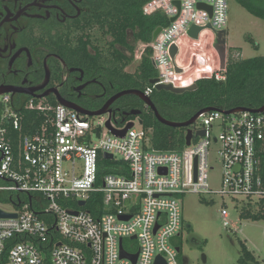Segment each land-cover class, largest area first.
Listing matches in <instances>:
<instances>
[{"label":"built area","instance_id":"obj_1","mask_svg":"<svg viewBox=\"0 0 264 264\" xmlns=\"http://www.w3.org/2000/svg\"><path fill=\"white\" fill-rule=\"evenodd\" d=\"M142 13L168 20L154 39L138 41L135 48L136 59L150 51L157 72L145 95L160 84L183 87L200 77L225 79L227 47L220 69L212 44L215 31L226 27L228 0H149ZM193 25L203 27L197 39L188 33ZM207 42V51L198 49ZM172 44L177 47L173 59ZM229 55L240 56L236 50ZM193 56L204 62L189 67ZM175 67L185 70L177 73ZM197 67L202 70L188 74ZM0 101V210L16 214L0 217V264H133L120 247L137 253L134 264H153L156 256L165 264H183L176 242L183 194H218L238 205L264 198L256 157L264 113L204 111L190 126L189 145L161 150L151 146L150 129L138 115L120 122L114 112L88 115L33 99L18 108L8 104L7 95ZM108 121L115 130L128 122L132 126L121 136ZM198 130L204 134L194 135ZM213 143L221 162L218 189L211 188L208 175ZM4 203L12 209L1 207ZM220 216L228 225L225 205Z\"/></svg>","mask_w":264,"mask_h":264},{"label":"flooded vegetation","instance_id":"obj_2","mask_svg":"<svg viewBox=\"0 0 264 264\" xmlns=\"http://www.w3.org/2000/svg\"><path fill=\"white\" fill-rule=\"evenodd\" d=\"M99 2L0 0V99L7 95L8 104L19 108L30 99L56 104L61 98L94 111L125 90H116L107 70L132 72L123 65L132 33L126 32L125 45L101 33ZM121 97L108 108L125 118L130 107L121 104Z\"/></svg>","mask_w":264,"mask_h":264},{"label":"trees","instance_id":"obj_3","mask_svg":"<svg viewBox=\"0 0 264 264\" xmlns=\"http://www.w3.org/2000/svg\"><path fill=\"white\" fill-rule=\"evenodd\" d=\"M149 0H101L97 6L98 23L101 33H111L114 42L125 45L126 32L132 33V43L129 50L133 53L134 44L138 41L149 42L153 30L165 25L168 20L162 14L144 15L142 6ZM250 14L264 20V0H234ZM83 40L80 39V42ZM83 43H86L83 41ZM225 71V79L214 77H200L194 81L195 88L175 93L164 88H153L149 97L158 113L165 119L181 122L189 119L200 109L214 107L219 110H229L235 107L257 109L264 104V56L236 57L229 54ZM133 55V54H132ZM126 57L123 65L129 64L133 56ZM201 71L202 69H193ZM108 77L116 90L139 89L145 90L150 86L149 81L157 76V72L150 59L147 49L140 62L131 73H123L115 67L108 68ZM198 71H192L198 72ZM122 103L129 110L133 107L140 110L139 118L145 128L150 129L149 140L152 147L161 150L179 149L185 145L186 127H171L158 121L154 112L136 95H123ZM128 110V111H129ZM29 115V114H28ZM118 115V114H117ZM125 115L123 119L134 118ZM258 159L257 170L264 184V139L256 150ZM33 195V194H31ZM240 206V216L253 220L264 219V198ZM93 213L91 208H87ZM238 264H259L253 254L241 245V255Z\"/></svg>","mask_w":264,"mask_h":264},{"label":"rangeland","instance_id":"obj_4","mask_svg":"<svg viewBox=\"0 0 264 264\" xmlns=\"http://www.w3.org/2000/svg\"><path fill=\"white\" fill-rule=\"evenodd\" d=\"M225 29L226 47L229 50L238 51L243 58L264 56V20L250 14L234 0H228ZM180 43L183 47L185 40L182 39ZM207 48L208 42L198 47L202 51H207ZM208 53L211 55L210 52ZM131 55L133 59L127 70L133 72L141 59L137 58L135 61V51L130 52ZM192 71L193 69L189 70L188 74ZM193 83L194 81H190L187 85ZM217 149L218 144L213 143L209 152V162L213 168L208 175L209 184L213 189L219 188L221 178V162ZM180 201L183 223L176 242L180 247V259L183 264H238L242 244L259 264H264V219L253 220L240 216L239 208L245 206L247 201H241L238 205L227 198H221L218 194L202 196L196 193H185ZM251 204L255 206L254 203ZM222 205H225L228 211V225L223 224V218L220 216ZM1 207L12 209L9 203L1 204ZM201 254L206 257L204 263L201 261Z\"/></svg>","mask_w":264,"mask_h":264},{"label":"water","instance_id":"obj_5","mask_svg":"<svg viewBox=\"0 0 264 264\" xmlns=\"http://www.w3.org/2000/svg\"><path fill=\"white\" fill-rule=\"evenodd\" d=\"M198 6L200 7H206L208 8L209 11H211V7L210 6H206V5H203V4H199ZM173 19V18H172ZM171 19V20H172ZM203 29V27H198V26H191L190 29L188 30V33L189 35L194 38V39H197L198 38V33ZM161 30V27H156L153 32H152V35H151V39H154L156 37V35L160 32ZM226 36H227V32H226V29H221V30H216L215 31V40L212 44L213 48L215 49V51L217 52L218 54V57H219V66H220V69H224L225 68V59H226ZM169 51H170V57L173 59L174 55L176 54L177 52V47L172 44L169 48ZM204 61L202 58H200L199 56H193L192 57V60H191V64L189 67H193L195 65H199V64H202ZM185 69L184 68H178V67H175V71L177 73H181L183 72ZM156 82V79L153 78L149 81L150 84H153ZM156 88L158 89H166V90H169V91H172V92H175V93H181V92H184L185 90H191V89H194L195 88V84H190V85H187V86H183V87H173L171 86L170 84H160V85H157ZM127 94H133V95H136L138 96L143 102L145 105H147L153 112H154V115L156 117V119L158 121H160L161 123L167 125V126H171V127H186V133H185V144L186 145H189L190 144V141H191V138L193 136V131H192V128H190V126L195 122L196 118L198 117V115L204 111H209V110H214L216 108L214 107H205V108H202L200 109L198 112H196L193 116H191L189 119L185 120V121H181V122H175V121H170V120H167L165 118H163L157 111V109L155 108L154 104L152 103L151 99L149 96L145 95L143 91L139 90V89H125V90H122L120 92H118L116 95H114L113 97H111L102 107H100L99 109L97 110H94V111H88V110H84V109H81L79 108L78 106L72 104V103H69L61 98H58V101L59 103L69 107V108H72L80 113H83V114H88V115H100V114H103L105 112H112L111 109L108 108V105L114 100L116 99L117 97H120V96H123V95H127ZM244 110H250L252 112H258V113H264V104L257 108V109H250V108H245V107H235V108H231L229 110H224L223 112L225 114H230V113H233V112H237V111H244ZM140 113V110H137V109H132L130 110L129 112H126L124 113V115H133V116H136V115H139ZM107 125L108 127L110 128V130L117 134V135H121L123 136L124 133L126 132V130L132 126V123L131 122H128L126 124V126L122 129V130H115L113 129L110 124H109V121L107 122ZM204 134V130H198L194 133V135H203ZM99 135V134H98ZM105 157L107 158H111V154H108V153H105L104 155ZM80 205H83L84 202L83 201H80L79 202ZM16 214L15 213H7V212H4V211H1L0 210V217H15ZM121 219H128L129 216H121L120 217ZM157 227H155L154 230H156ZM120 250H121V256L122 257H126V258H129L133 264L135 263V260H136V257H137V253L135 254H128L126 253L125 251H123L120 247ZM177 250H179V247H177ZM201 261L204 263L206 261V257L204 254H201ZM153 264H165V262L163 261V259L160 257V256H156L155 258V261Z\"/></svg>","mask_w":264,"mask_h":264}]
</instances>
